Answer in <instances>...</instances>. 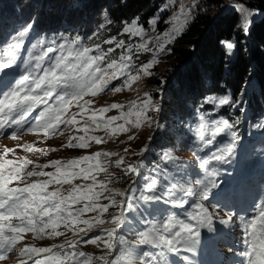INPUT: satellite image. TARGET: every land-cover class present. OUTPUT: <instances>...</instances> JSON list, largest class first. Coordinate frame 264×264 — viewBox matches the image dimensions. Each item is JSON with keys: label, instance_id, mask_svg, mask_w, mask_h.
I'll return each mask as SVG.
<instances>
[{"label": "snow or ice", "instance_id": "6c2138e0", "mask_svg": "<svg viewBox=\"0 0 264 264\" xmlns=\"http://www.w3.org/2000/svg\"><path fill=\"white\" fill-rule=\"evenodd\" d=\"M167 7V5H165ZM237 10L241 14V22L238 28L245 34L249 31V17L252 12L243 5H237ZM179 19V17H177ZM155 19L150 23L155 24ZM186 22V21H185ZM183 24L173 28L172 33L166 34L165 41L171 42L175 38L173 33H179ZM32 25H28L18 32L13 38V42L0 49V71L9 70L16 62V56L22 47L24 38L29 33ZM125 33L134 36L143 34V27L133 19L123 28ZM115 40V38H112ZM157 55H154L147 63L142 64L137 70L136 75H129L120 87H115L114 92H120L124 88H130L132 83L139 79L141 71L146 75H152L149 69L158 62V54L164 50V42L160 37H156ZM80 38L72 41L55 44L49 47L34 46V50L39 54L32 56L25 61L23 73L14 82H9L0 88V130L12 125L16 130L11 132V139H18V132L27 125L29 133H44V135H55L61 125L80 127L85 135L78 137L69 136L65 147L86 148L88 141L102 143V137L89 135L90 131L103 128L112 135L117 132L129 131L127 124L132 123L135 127H140L145 119H148L146 112L152 106L151 97L145 93L146 99L130 101L128 111H121L118 116H111L98 121L97 114L102 117L110 109H122L123 105L112 103L98 109L90 106L94 101L85 97H97L108 86L111 80L128 72L133 62V57L128 49L133 45L129 44L119 58L110 59L101 67L100 62L105 61L108 53L113 52L109 48L107 52L95 45L96 55H91L92 49L80 44ZM111 43L112 41H105ZM44 41H39L43 45ZM228 49H234L236 44L231 41H222ZM117 48H124L123 41L116 42ZM151 51L147 43L138 46V50ZM52 54V55H50ZM47 58V59H46ZM47 66H44V65ZM224 105L230 102L229 97H206L205 104ZM75 107L76 111H71ZM36 110L38 114L31 120L28 118ZM158 110V109H157ZM87 116L84 123L77 120ZM135 116L132 122L129 118ZM117 120L124 123L115 124ZM228 127L227 122L221 120L208 122L204 114L200 115V122L197 128V141L204 140L206 132L212 129L211 136L207 143H212L216 133L223 132ZM87 137V138H86ZM134 137L129 135L128 139ZM75 140V142H73ZM23 147L28 152L43 151L34 148L31 144L17 145ZM55 149H49L54 151ZM14 149L4 147L0 152V261L10 258L9 254L16 250V246L25 240L26 234L31 233L34 238L58 237L65 235L66 231L72 232V238L63 244L51 247H36L24 244L18 249L20 257L32 259L34 255L45 253L43 259H36L34 264H167L163 251L159 258L151 251L140 249V245H151L154 248L166 249L172 253H179L181 248L193 251L198 243L201 232L199 226L207 225L209 230L212 228V216L200 201L209 198L210 189L217 187L211 179L206 177L205 181L197 180L195 183L200 185L199 198L191 205V210L185 215L196 224L186 222L169 215L163 221L151 222L143 231L132 229L135 237L129 241L124 236H117V229L126 226L127 221L123 211L119 215H112L111 227L102 229L106 236H95L92 239L84 240L83 243L96 245L98 248L103 246L104 252L99 256L85 253L77 249L79 234H87L93 227L104 224L103 214L108 212L110 204L124 205V201H118L116 196H123L124 193L116 189H108L105 180H97L100 172H107L102 166L100 157H111L117 155L110 152H96L92 155L81 156L68 161L51 160L48 164H36L35 161L27 157L8 159L9 153L14 154ZM127 152V149H125ZM225 151H231L230 148ZM47 155L45 151L43 153ZM165 159H172L169 153L164 154ZM223 155H213L212 159L222 160ZM82 162H88L86 167H79ZM95 162V163H93ZM115 165L125 164L124 157L119 156ZM207 161L202 162L199 167L205 168ZM28 165H34L32 170L26 171ZM49 165L54 167V171H44ZM141 165L127 164L126 171L130 173H140ZM39 169V170H37ZM78 169V170H74ZM213 171L209 176H214ZM37 177L31 180L29 178ZM82 178L90 183L74 184L73 181ZM13 182H17L15 185ZM156 181L153 180L147 185L148 189H154ZM57 185L52 189L50 185ZM64 185H71L64 189ZM179 191L185 194L196 195L191 181L172 184L165 189L162 194L145 195L141 193L139 200L144 202H158L167 197L166 203H171L176 207H182L185 201L182 197H177L175 193ZM107 192L108 195L104 196ZM115 193V195H114ZM104 198L109 203H100ZM131 200V198H129ZM79 205L78 207H73ZM135 207L133 203H127L125 208L131 210ZM257 209L256 214L251 219L239 217L243 225L244 235L247 237L244 243L245 249L239 253L243 258L241 264H264V201ZM96 213L94 216L85 218V213ZM235 214L229 212L225 217H217L221 224H229L233 221ZM61 226L65 231H61ZM83 226V227H82ZM119 247V254L110 259L112 250ZM55 249V250H54ZM18 264H26L25 259H20ZM191 264V262H189Z\"/></svg>", "mask_w": 264, "mask_h": 264}, {"label": "rangeland", "instance_id": "374dc122", "mask_svg": "<svg viewBox=\"0 0 264 264\" xmlns=\"http://www.w3.org/2000/svg\"><path fill=\"white\" fill-rule=\"evenodd\" d=\"M30 1L32 0H23L22 2L27 3ZM81 2L86 3V0H76L73 8L71 6H65L58 0H51L50 2L45 0L41 3V6L43 7L42 11L38 15V18L36 17V13L31 16V23L29 25L38 24L44 29V31L36 32L33 27H31L29 33L24 38L22 47L16 56V62L13 67L9 70L0 71V88H3L4 85L9 82H14L15 79L19 78L24 71L25 61L31 59L29 53H31L32 56L39 54L38 51L34 50V46L44 48L49 46L54 47L55 45L51 43L52 41H55V44H61L65 43V38L70 42L79 37L80 44L92 49V52L90 53L91 55L97 54L95 48V45L97 44L100 45V48L105 52H107L109 48L114 50L113 52L108 53L105 61L100 62L101 67H103L108 60L119 58L121 53L125 51V48L131 44L133 47L128 49V51L133 57V62L130 65L129 71L116 79L111 80L109 86L97 97H85V99L91 98L94 103L90 107L96 109L112 103L123 105L122 109H110L108 112L104 113L102 117L98 113L97 116L99 121L111 116H118L121 111L127 112L130 101L136 100L139 103V100L147 98L145 97V93H148L152 101V106H150L146 112L148 119H145L140 127H135L132 123H129L126 125L129 131L117 132L115 135H112L109 131L105 130L103 126L94 131H90L89 135L100 136L102 137L103 142L97 144L95 141L89 140V146L86 148L64 146L68 143L69 136L78 137L85 135L82 129L77 130L80 127L79 125H61L57 133L51 135V137H46L42 132L29 133L26 130L27 125H25L24 129L18 132V139H11V132L16 130V126L9 125L7 127H11L12 129L6 132V135L2 137L4 139L0 140V152L3 151L4 147L12 148L15 150L14 154L9 153L7 156L8 159L27 157L28 159L35 161L36 164L41 165L48 164L51 160H60L64 162L81 156L92 155L96 152H110L117 154L111 157L102 156L99 158L102 166L107 169V172H100L97 176V180H105V177L107 176V180L105 181L107 188L123 192L124 195L116 196V199L118 201H124L125 204L120 206L110 204L108 212L103 214L105 223L99 227H93L91 231L87 232V234H79L77 242L78 250L93 254L94 256H99L104 252L103 246L101 245V247L98 248L96 245L83 243L82 241L92 239L95 236H106V233L102 232V229L111 227L112 225L110 221L112 215H119L122 211L125 218L126 216H131V220H129V224L125 227L117 229V236H124L129 241L135 238L132 235L133 228H135V231H143L151 222L163 221L169 215H175L178 219L196 224V221H191L185 213L191 210V205L199 198L200 185L195 182L197 180L206 182L207 177L214 181L217 187L210 189L209 198L200 202L204 204L209 215L212 216V228L215 229V231H209L206 224L199 226L201 236L193 251H187L181 248L179 253H172L166 249L154 248L151 245H140L138 247L153 252L156 258H159L163 251L167 264H189V262H191V264L224 263V258H222L223 251H221L223 250L221 241L227 244L229 239L223 238L232 235V242H238L239 239L244 242L247 237L244 235L243 225H241L239 217L246 216L245 218L251 219L252 216L256 214L257 210L254 205L259 206L260 203L264 201V117H260L258 122L252 123L247 134H243L240 129L238 130L235 128L233 122L225 120L221 115H212L221 106L218 101L216 104H211V113H209V110L201 111L200 108H196L192 117L188 118L183 130L175 135L173 146L163 148L159 151L160 163H144V159L146 158L144 153L147 150L149 141L154 135L156 129H162L164 126L163 123L160 125L158 120L159 115H161V112L164 110V100L161 96L163 93L162 88H166L169 80H172L171 76L165 78L163 75L165 62L171 55L170 47L172 42V40L171 42L165 41L166 34L172 33L173 28L178 27L180 24L184 25L182 28L183 30L196 12L204 10V1L163 0L159 3L155 14L147 20L146 25L143 26L138 22L137 18H134L137 20V24L144 29L143 34L140 36H134L123 31L125 25L131 23V21H121L118 24L115 22V16L111 13V9H113L111 6L115 0L91 1L90 3L94 6V11L92 13L90 9H83ZM110 2L111 5L108 7ZM37 5L39 6V4ZM165 5H167V7H165ZM225 5H231L234 8H236L237 5H243L252 12V15L249 17L251 22L252 19L257 18L263 13L262 10L258 8L264 9V0H224V4L218 8V10L221 11ZM4 11L7 12L8 9H4ZM75 12H78V14L74 15ZM49 15H51V17H49ZM238 15L239 18L236 30L244 33L238 28V25L241 22V14L239 11ZM88 17L91 18V22L94 24L90 31L87 32V36L89 38L92 37L94 40L89 44H86L80 35L75 37L58 35L55 37L52 36L50 31L47 32L46 30L49 28V26L47 27V24L50 20L65 19L66 23L69 22V25H73L76 22H86ZM177 17H179V19H177ZM160 18H162V20L159 23ZM154 19L156 21L155 24L150 23V21ZM66 23L60 24L65 25ZM64 25H60V27L63 28ZM112 25L120 27V30L117 33L112 32ZM23 28L14 30L9 28L1 32L0 49H3L8 44L12 43L13 38L18 32L22 31ZM181 31L178 34H173L176 37ZM107 33H109V35L102 37ZM113 37L115 40L112 39ZM156 37H160L161 41L164 42V50L159 52L157 57L158 62L153 64L149 69L152 75H146L141 71L139 79L133 82L130 88H124L120 92H114L113 89L115 87L123 85L129 75H136L137 70L140 69L142 64L147 63L154 55H157ZM41 40L44 41L43 45L38 44ZM109 40L112 42H105ZM230 40L235 43L234 36ZM117 41H123L125 47L117 48ZM144 43H147L148 47L152 50H138V46ZM224 50L232 60L236 49H228L225 45ZM44 66L47 65L45 64ZM160 89L162 91H160ZM184 89L185 86L183 85L182 90L184 91ZM158 90L161 94H159ZM245 90H249V86L245 88L242 87V90L236 98H232L230 92L219 97L215 95H207L206 97H229L230 102L226 105H230V109L234 110L238 108L241 95ZM206 97L204 98V101ZM252 104L253 103L251 102V105ZM76 110L77 109H75L74 106L71 109V111ZM38 111L39 110H36L32 113L28 119L31 120L35 117V115L38 114ZM201 114L206 116L209 123L221 119L227 122L228 127H226L223 132L216 133L212 143H207L209 139H212L210 134L212 131L211 128L207 130L204 140L197 141L196 139V130L200 122ZM243 116H246L245 111ZM255 117H257V115ZM86 119L87 116L84 117V120ZM129 119L134 122L135 116H132ZM77 120L80 121L81 124L84 123V120H81L80 116L77 117ZM121 123H124V121L117 120L114 122V126L115 124ZM172 126L177 128L174 124ZM183 132H189L188 138ZM42 135L43 137H41ZM129 135L134 138L129 140ZM73 142H75V140ZM26 144H31L34 148L42 149L43 151L28 152L23 147H17V145ZM228 148H230L231 151H225ZM49 149L55 150L49 151ZM125 149H127V152ZM45 151L47 152V155L43 154ZM165 153H169L172 159H165ZM214 154L223 155L224 158L222 160H214L212 159ZM119 156L124 157V165H115L114 161ZM204 161H207V164L206 167L202 169L199 165ZM87 164L88 162H82L79 167H86ZM127 164L141 165L140 173L136 174L127 172ZM33 167L34 165H28L26 171L32 170ZM54 170V167L51 165L44 169L46 172H52ZM213 171H215L216 174L214 176H209V173H212ZM120 174H125L128 177L130 176V178H127V180H129L127 191L120 186V179H116L119 178L116 176ZM34 179H37V177L29 178V182ZM153 180L157 182L155 188L148 189L147 185ZM159 180L162 181L164 188L157 187ZM186 181H191L194 191H196V195L177 191L175 195L177 197H182L183 201H185L182 207H176L171 203H166L165 200L168 199L167 197L158 202H144L138 199L142 192L145 195H160L165 189L170 188L172 184L184 183ZM16 183L17 182H13L14 185ZM73 183L83 184L90 183V181H84L82 178H77ZM70 186L71 185H64L63 188L66 190ZM54 187H57V185L53 184L49 186L50 189ZM107 195L108 193L105 192L104 196ZM129 198H131V200ZM100 203H109V201L102 197ZM127 203H133L135 207L131 210H127L125 208ZM78 206L79 205H74L73 207ZM229 212L235 214L233 221L229 224H221L217 217L223 218ZM94 215H96V213H85V218ZM60 230L65 231L63 226H61ZM71 238V231H66L65 235L62 236L52 238L44 237L42 239L34 238L31 233H28L26 234L25 240L16 246V250L9 254L10 258L7 259L8 261H0V264H18L20 259H25L26 264H34L36 259H43L46 254L39 253L34 255L32 259H27V257L22 258L19 255L18 249L24 244L34 245L36 247H51L53 245L63 244L66 240ZM119 247L120 246L117 244V247L112 250V255L109 257L110 259L115 258V256L119 254Z\"/></svg>", "mask_w": 264, "mask_h": 264}, {"label": "trees", "instance_id": "16d2710c", "mask_svg": "<svg viewBox=\"0 0 264 264\" xmlns=\"http://www.w3.org/2000/svg\"><path fill=\"white\" fill-rule=\"evenodd\" d=\"M22 1L0 0V33L9 28L14 30L28 26L34 13L38 18L43 9L41 3L45 0H32L27 3ZM58 1L73 8L76 0ZM91 1L93 0L81 3L83 9H90L92 13L94 6L90 3ZM162 1L115 0L111 6L113 8L111 13L115 16L117 24L121 21L130 22L137 18L138 22L144 26L147 20L155 14ZM203 1L204 10L196 12L191 21L171 42V55L165 62L163 75L165 78L171 76L172 80H169L166 88H162V94L160 92L162 90H158L164 100V110L158 120L159 124L163 123L164 126L162 129H156L149 141L144 153L146 157L144 163H160L159 151L173 146L175 135L183 130L196 108H200L201 111L212 109L211 104L204 103L207 95L219 97L230 92L231 97L236 98L242 87L249 86V90L242 93L237 109L231 110L230 105L225 104L221 105L212 115H221L225 120L233 122L235 128L240 129L243 134H247L252 123L264 117V9L258 8L263 13L252 19L249 31L245 34L236 30L239 18L236 8L225 5L220 11L218 8L224 4V0ZM110 5L111 2L108 7ZM77 14L78 12L74 13V15ZM161 20L162 18L159 19V23ZM60 23H66L65 19L50 20L47 24V27L49 26L46 29L47 32L50 31L55 37L80 35L86 44L94 41L92 37L87 36V32L94 26L90 17L86 22H76L73 25H69V22L65 25ZM32 27L36 32L44 31L38 24H32ZM111 28L115 33L120 30V27L115 25ZM105 35L109 33L102 37ZM233 36L236 50L231 60L224 50L225 44L221 42L228 41ZM183 85L185 86L184 91L182 90ZM244 111L245 117L243 116ZM173 124L177 128L172 126ZM188 133L183 132L187 138ZM116 177L120 179V186L125 188L128 185L127 178L130 176L120 174ZM157 187L164 188L162 181L159 180ZM129 220L131 216H126L127 224Z\"/></svg>", "mask_w": 264, "mask_h": 264}, {"label": "bare ground", "instance_id": "6f19581e", "mask_svg": "<svg viewBox=\"0 0 264 264\" xmlns=\"http://www.w3.org/2000/svg\"><path fill=\"white\" fill-rule=\"evenodd\" d=\"M63 127V126H62ZM26 132V131H25ZM60 132V131H59ZM37 137V136H36ZM41 137H43V135L41 136ZM51 137V136H50ZM54 138V137H53ZM58 138V137H57ZM43 140V139H42ZM256 171V170H255ZM226 208H227V206H226ZM246 215V214H245ZM252 216V215H251ZM246 217V216H245ZM232 226V225H231ZM205 227V226H204ZM206 229V228H205ZM209 231H211V230H209ZM212 232H214V231H212ZM8 261V260H7ZM6 264V263H5Z\"/></svg>", "mask_w": 264, "mask_h": 264}, {"label": "water", "instance_id": "95a60500", "mask_svg": "<svg viewBox=\"0 0 264 264\" xmlns=\"http://www.w3.org/2000/svg\"><path fill=\"white\" fill-rule=\"evenodd\" d=\"M128 186H129V185H127V186L125 187V191H127V189H128Z\"/></svg>", "mask_w": 264, "mask_h": 264}]
</instances>
